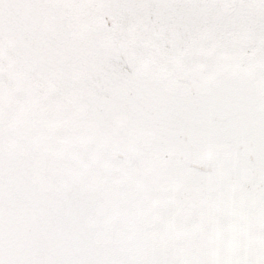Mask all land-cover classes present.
I'll list each match as a JSON object with an SVG mask.
<instances>
[{"label":"snow or ice","instance_id":"obj_1","mask_svg":"<svg viewBox=\"0 0 264 264\" xmlns=\"http://www.w3.org/2000/svg\"><path fill=\"white\" fill-rule=\"evenodd\" d=\"M0 264H264V0H0Z\"/></svg>","mask_w":264,"mask_h":264}]
</instances>
